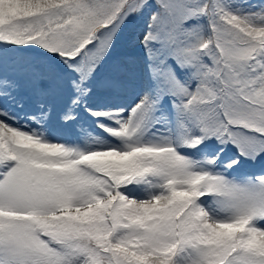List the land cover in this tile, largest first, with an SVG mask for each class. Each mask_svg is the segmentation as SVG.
I'll list each match as a JSON object with an SVG mask.
<instances>
[{
  "label": "snow or ice",
  "instance_id": "6c2138e0",
  "mask_svg": "<svg viewBox=\"0 0 264 264\" xmlns=\"http://www.w3.org/2000/svg\"><path fill=\"white\" fill-rule=\"evenodd\" d=\"M0 264H264V0H0Z\"/></svg>",
  "mask_w": 264,
  "mask_h": 264
}]
</instances>
